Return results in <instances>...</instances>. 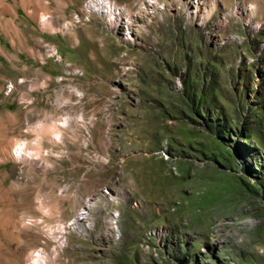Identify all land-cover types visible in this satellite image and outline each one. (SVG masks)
I'll list each match as a JSON object with an SVG mask.
<instances>
[{
  "label": "rangeland",
  "instance_id": "obj_1",
  "mask_svg": "<svg viewBox=\"0 0 264 264\" xmlns=\"http://www.w3.org/2000/svg\"><path fill=\"white\" fill-rule=\"evenodd\" d=\"M110 2L0 0V264H264V0Z\"/></svg>",
  "mask_w": 264,
  "mask_h": 264
},
{
  "label": "bare ground",
  "instance_id": "obj_2",
  "mask_svg": "<svg viewBox=\"0 0 264 264\" xmlns=\"http://www.w3.org/2000/svg\"><path fill=\"white\" fill-rule=\"evenodd\" d=\"M99 1V3H101V4H103L104 5V7L106 8V7H108L109 8V10H115V6L114 5H112V3L110 2V0H98ZM89 7L91 8V9H93L94 7H96V5L95 4H93V3H89ZM101 8H103V7H101ZM107 8V9H108ZM116 9H117V7H116ZM120 9V8H119ZM112 10V11H113ZM49 187V186H48ZM46 189V188H45ZM45 256L41 253V252H39V254L37 255V256H33L32 257V260L34 261V264H43V261L45 260V258H44ZM45 264V263H44Z\"/></svg>",
  "mask_w": 264,
  "mask_h": 264
}]
</instances>
